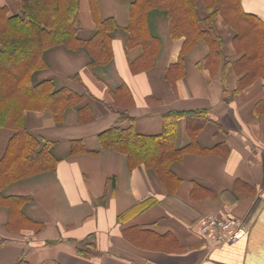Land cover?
Segmentation results:
<instances>
[{
	"label": "crops",
	"instance_id": "crops-1",
	"mask_svg": "<svg viewBox=\"0 0 264 264\" xmlns=\"http://www.w3.org/2000/svg\"><path fill=\"white\" fill-rule=\"evenodd\" d=\"M197 11L212 12L204 0ZM226 11L186 46L161 5L80 0L82 43L45 48L32 74L62 99L24 112L56 166L2 190L0 264H264V0ZM172 112L170 171L108 144L113 128L161 135ZM14 133L0 127V159ZM209 213L248 233L208 245Z\"/></svg>",
	"mask_w": 264,
	"mask_h": 264
},
{
	"label": "trees",
	"instance_id": "trees-1",
	"mask_svg": "<svg viewBox=\"0 0 264 264\" xmlns=\"http://www.w3.org/2000/svg\"><path fill=\"white\" fill-rule=\"evenodd\" d=\"M14 1L20 9L18 13L9 15L7 7L0 6V127L15 131L0 159V197L10 182L56 166L49 143L42 144L26 129L24 112L42 107L47 101L62 99V96H56L58 92H53L47 82L33 84L32 74L45 66L42 57L45 48L57 43H82L78 37L80 0ZM204 1L212 12L203 20L197 11L198 0H137V3L148 7L163 6L173 38L185 35V45L192 46L200 37L209 38V30L200 26L201 21L214 28L212 18L216 14L227 15V9H240V0ZM217 5L219 8L214 9ZM69 96L75 99L72 93ZM182 114H167L161 135L139 134L133 127L113 128L108 133V144L126 151L132 164L144 161L160 172L170 171V163L178 153L172 137ZM90 248L88 252L91 253Z\"/></svg>",
	"mask_w": 264,
	"mask_h": 264
},
{
	"label": "built area",
	"instance_id": "built-area-1",
	"mask_svg": "<svg viewBox=\"0 0 264 264\" xmlns=\"http://www.w3.org/2000/svg\"><path fill=\"white\" fill-rule=\"evenodd\" d=\"M248 225L235 215L209 213L205 215L199 231L210 246H220L238 242L248 233Z\"/></svg>",
	"mask_w": 264,
	"mask_h": 264
}]
</instances>
